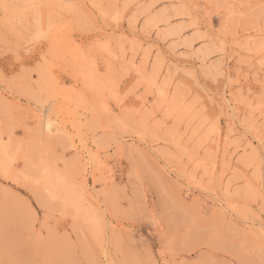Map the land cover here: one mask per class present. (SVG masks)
Instances as JSON below:
<instances>
[{
    "label": "rangeland",
    "instance_id": "rangeland-1",
    "mask_svg": "<svg viewBox=\"0 0 264 264\" xmlns=\"http://www.w3.org/2000/svg\"><path fill=\"white\" fill-rule=\"evenodd\" d=\"M0 264H264V0H0Z\"/></svg>",
    "mask_w": 264,
    "mask_h": 264
}]
</instances>
